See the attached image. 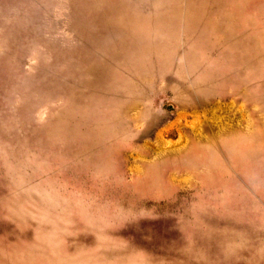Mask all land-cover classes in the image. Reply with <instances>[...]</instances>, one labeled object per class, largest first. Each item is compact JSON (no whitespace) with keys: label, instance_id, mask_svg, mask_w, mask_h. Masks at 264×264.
<instances>
[{"label":"rangeland","instance_id":"1","mask_svg":"<svg viewBox=\"0 0 264 264\" xmlns=\"http://www.w3.org/2000/svg\"><path fill=\"white\" fill-rule=\"evenodd\" d=\"M0 264H264V0H0Z\"/></svg>","mask_w":264,"mask_h":264}]
</instances>
